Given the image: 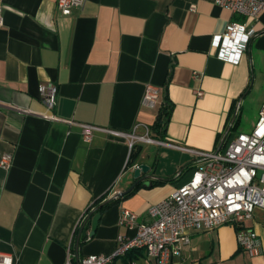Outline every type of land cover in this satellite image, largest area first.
Masks as SVG:
<instances>
[{
	"label": "crops",
	"instance_id": "obj_1",
	"mask_svg": "<svg viewBox=\"0 0 264 264\" xmlns=\"http://www.w3.org/2000/svg\"><path fill=\"white\" fill-rule=\"evenodd\" d=\"M3 11L0 250L19 264H66L70 253L75 262L112 254L119 235L134 234L120 224L125 209L150 222L149 208L189 179L194 157L183 148L217 150L229 130L222 149L251 132L259 118L264 12L257 20L244 18L216 0H86L70 15L60 12L57 0H3ZM231 21L256 30L238 63L222 58L221 46L213 44ZM50 82L58 86L56 121L45 116L39 94L40 84ZM149 83L160 88L153 108L143 104ZM167 100L172 113L161 140L167 144L137 141L133 164L128 136L96 131L91 142L83 139L86 123L127 134L149 130L160 140L155 124ZM6 155L12 156L7 168L1 164ZM141 163L156 178L116 197L134 184ZM247 226L259 233L260 255L243 252L236 228L225 224L190 230V242L172 264H264L263 207ZM110 264L158 263L133 250Z\"/></svg>",
	"mask_w": 264,
	"mask_h": 264
},
{
	"label": "built area",
	"instance_id": "obj_2",
	"mask_svg": "<svg viewBox=\"0 0 264 264\" xmlns=\"http://www.w3.org/2000/svg\"><path fill=\"white\" fill-rule=\"evenodd\" d=\"M86 0H57L63 15H70L73 8L84 6ZM216 3L244 18L257 20L264 12V0H216ZM5 25L3 0H0V27ZM256 30L244 21H231L222 34L215 36L213 44L221 46L220 56L238 63L247 51ZM228 50V51H226ZM226 51V52H225ZM39 94L47 108L45 116L58 120L54 114L58 99V86L44 83ZM198 96L203 91H197ZM160 88L146 85L143 104L153 108L158 103ZM85 142H91L96 131L116 137L128 136L131 149L137 141L167 144L149 135L127 134L92 124H81ZM193 154V168L189 179L169 197L149 208L150 222H141L139 213L123 211L120 224L133 235H119L116 250L109 255L91 254L76 262L70 253L66 264H110L133 250H143L158 264H172L183 244L190 242V230L211 231L229 224L236 228L239 247L250 256L262 253L259 233L248 227L257 207L264 208V104L253 130L239 133L226 147L205 151L183 148ZM12 156H4L1 164L9 167ZM0 264H19L12 253L0 250Z\"/></svg>",
	"mask_w": 264,
	"mask_h": 264
},
{
	"label": "water",
	"instance_id": "obj_3",
	"mask_svg": "<svg viewBox=\"0 0 264 264\" xmlns=\"http://www.w3.org/2000/svg\"><path fill=\"white\" fill-rule=\"evenodd\" d=\"M235 121V117L233 118V121L232 123H234ZM229 132V130H228ZM228 132L225 134L224 138H223V141L221 143V145L219 146L218 149H220L226 138H227V135H228ZM133 176L135 178V182L134 184L126 191H123V192H119L116 194V197H120V196H123L125 195L126 193L130 192L131 190H133L139 183H141L142 181L144 180H147V179H155L156 176H154L152 173H151V166L148 165V164H145V163H141V164H138L135 168H134V173H133ZM147 185V184H145ZM148 185H151V183H149ZM107 202H104L102 203L101 205L98 206V208H96L85 220V223L89 220V218L93 215V213H95L96 211H98L99 209H101ZM101 218V213H97L93 216L92 218V233H91V236L94 235L97 227H98V224H99V220ZM78 260V258H77Z\"/></svg>",
	"mask_w": 264,
	"mask_h": 264
},
{
	"label": "trees",
	"instance_id": "obj_4",
	"mask_svg": "<svg viewBox=\"0 0 264 264\" xmlns=\"http://www.w3.org/2000/svg\"><path fill=\"white\" fill-rule=\"evenodd\" d=\"M171 113H172V104L169 100H167L165 102V104L162 105V107L160 108V112L158 114V119H157V122L155 124V129L160 134V140H164V138H165V131H166V127L168 125L169 119L171 117ZM238 121H239V119L237 118V120L235 121L234 124H236ZM139 153H140V146L135 144L132 148V151H131V160H130L131 164L134 163V161L137 158V156L139 155ZM130 193H132V192H130ZM130 193H128V194H130ZM112 201L107 202L104 206L108 205Z\"/></svg>",
	"mask_w": 264,
	"mask_h": 264
},
{
	"label": "rangeland",
	"instance_id": "obj_5",
	"mask_svg": "<svg viewBox=\"0 0 264 264\" xmlns=\"http://www.w3.org/2000/svg\"><path fill=\"white\" fill-rule=\"evenodd\" d=\"M239 130V129H238ZM238 130H235L234 132H232L233 134L232 135H234L235 134V132H237Z\"/></svg>",
	"mask_w": 264,
	"mask_h": 264
}]
</instances>
